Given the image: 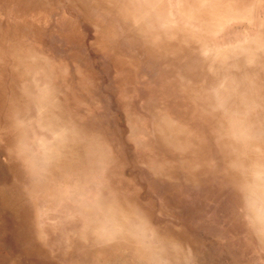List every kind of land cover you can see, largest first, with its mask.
<instances>
[{
  "label": "rangeland",
  "instance_id": "1",
  "mask_svg": "<svg viewBox=\"0 0 264 264\" xmlns=\"http://www.w3.org/2000/svg\"><path fill=\"white\" fill-rule=\"evenodd\" d=\"M214 1L0 0V264H264V0Z\"/></svg>",
  "mask_w": 264,
  "mask_h": 264
},
{
  "label": "bare ground",
  "instance_id": "2",
  "mask_svg": "<svg viewBox=\"0 0 264 264\" xmlns=\"http://www.w3.org/2000/svg\"><path fill=\"white\" fill-rule=\"evenodd\" d=\"M100 1H101V0H100ZM123 1H125V0H123ZM165 1H166V0H165ZM207 1H209V0H207ZM230 1H231V0H230ZM203 2H204V1H201L200 4L203 3ZM231 2H232V1H231ZM163 3H164V2H163ZM207 3L209 4L210 7L212 6V8L214 9L213 12H209V13H211L212 17H215V16H216L213 20H216V18L218 17L217 14H219V13H223V12H224L223 15H222V17L225 16V15L227 14L225 11L222 12L221 10H218V9H216V8H219L218 5L221 4L222 7L225 9L226 6H227L228 3H229V0H216V3H215V1H214V4H213V5L210 4V2H207ZM126 4H127V3H126ZM159 4L162 5V3H159ZM251 5L254 6L255 4L253 3V4H251ZM129 6H130V5H129ZM156 6H157V5H156ZM168 6H169V5H168ZM222 7H221V8H222ZM154 9H155V7H154ZM156 9H157V8H156ZM165 9H167V6H166ZM165 9H164V10H165ZM157 10H158V9H157ZM158 11H159V10H158ZM160 11H161V10H160ZM167 11H168V10H167ZM197 11H199V12H201V13L204 14V11H200V10H197ZM128 13H129V12H128ZM140 13H141V12H140ZM132 14H134V13H132ZM137 14H138V13H137ZM142 14H143V13H142ZM147 14H148V13H147ZM134 15H135V14H134ZM145 15H146V14H145ZM167 15H168V14H167ZM227 16H228V15H226V17H227ZM138 17H139V15H138ZM169 17H170V16H169ZM143 19H144V18H143ZM166 19H167V17H166ZM141 20H142V19H141ZM213 20H212V21H213ZM135 21H136V20H135ZM163 22H164V21H163ZM213 22H214V21H213ZM160 24H163V23H160ZM173 24H174V23H173ZM208 24H209V23H208ZM144 25H145V24H144ZM154 25H155V24H154ZM147 26H148V25H147ZM147 26H146V29H147ZM160 26H161V25H160ZM224 26H225V25H224ZM143 27H144V26H143ZM176 27H177V26H176ZM134 28H135V27H134ZM135 29H137V28H135ZM165 29H167V28H165ZM158 30H159V29H158ZM156 31H157V30H156ZM156 31H155V32H156ZM160 31H161V30H160ZM160 31H159V32H160ZM166 31H167V30H166ZM169 31H170V30H169ZM145 32H146V31H145ZM145 32H144V33H145ZM150 32H151V31H150ZM155 32H154V34H155ZM159 32H158V33H159ZM170 32H171V31H170ZM140 33H141V32H140ZM164 33H165V32H164ZM178 33H180V32H178ZM181 33H182V32H181ZM154 34H153V35H154ZM173 34H174V33H173ZM149 35H150V34H149ZM155 35H157V34H155ZM169 35H170V34H169ZM151 36H152V35H151ZM176 36H177V35H176ZM169 37H170V36H169ZM174 37H175V35H174ZM159 39H160V38H159ZM161 39H162V38H161ZM169 39H170V38H169ZM163 40H164V39H163ZM177 41H178V40H177ZM162 42H163V41H162ZM166 43H167V42H166ZM207 49H208V48H207ZM205 52H206V51H205ZM243 53H244V52H243ZM220 54H221V53H220ZM223 54H224V53H223ZM223 54H222V55H223ZM249 56L251 57V53L249 54ZM190 57H191V56H190ZM217 58H218V57H217ZM248 58H249V57H248ZM214 59H216V58H214ZM88 63H89V62H88ZM190 63H191V62H190ZM52 64H53V63H52ZM54 64H55V63H54ZM86 64H87V62H86ZM183 65H185V64H183ZM188 65H189V64H188ZM58 66H59V65H58ZM185 66H186V65H185ZM189 66H190V65H189ZM200 66H201V65H200ZM231 66H232V65H231ZM67 67H69V66H67ZM84 67H85V66H84ZM84 67H83V68H84ZM127 69H129V68H127ZM155 69H156V68H155ZM187 69H188V68H187ZM203 69H204V68H203ZM83 70H84V69H83ZM85 70H86V69H85ZM89 70H90V69H89ZM123 70H124V69H123ZM123 70H122V71H123ZM69 71H70V69H69ZM109 71H110V70H109ZM125 71H126V70H125ZM127 71H129V70H127ZM155 71H156V70H155ZM188 71H189V70H188ZM203 71H204V70H203ZM211 71H212V70H211ZM161 72H162V71H161ZM35 73H36V72H35ZM99 73H100V72H99ZM79 75H80V74H79ZM84 75H85V74H84ZM228 75H229V73H225V74H224V76H227V78H228ZM224 76H223V77H224ZM30 77H31V76H30ZM41 77H44V76H41ZM84 77H85V76H83V78H84ZM223 77H222V78H223ZM35 78H36V77H35ZM44 78H45V77H44ZM83 78H82V79H83ZM42 79H43V78H42ZM69 79H71V78H69ZM84 79H85V78H84ZM228 79H229V78H228ZM45 80H46V79H45ZM223 80H224V83L222 84V86H227V79H223ZM69 81H70V80H69ZM200 81H201V80H200ZM67 82H68V81H67ZM89 82H90V81H89ZM221 82H222V81H221ZM221 82H220V83H221ZM247 82H248V80H247ZM135 83H136V82H135ZM91 84H92V83H91ZM208 84H209V83H208ZM208 84H207V85H208ZM92 86H93V84H92ZM95 86H96V85H95ZM110 86H111V85H110ZM222 86H221V87H222ZM92 88H94V86L91 87V90H92ZM113 88H114V87H113ZM242 88H243V87H242ZM40 89L43 90L42 85H40ZM46 89H47V88H46ZM193 89H195V88L193 87ZM217 89H220V88L218 87ZM118 91H119V90H118ZM194 91H195V90H194ZM210 91H212V90H210ZM225 91H226V90H225ZM197 92H198V91H197ZM223 92H224V91H223ZM46 93H47V92H46ZM113 93H114V92H113ZM113 93H111V94H113ZM234 93H235V92H234ZM240 93H241V91H240ZM41 94H42V93H41ZM114 94H115V93H114ZM116 94H117V92H116ZM138 94H139V93H138ZM140 95H141V94H140ZM219 95H220V94H219ZM224 95H225V94H224ZM244 95H245V94H244ZM115 96H116V95H115ZM113 97H114V95H113ZM141 97H142V96H141ZM224 97H226V96H224ZM224 97H223V98H224ZM42 98H43V97H42ZM110 98H111V97H110ZM226 98H227V97H226ZM44 99H45V98H44ZM44 99H42V100H44ZM137 100H138V99H137ZM234 100H235V99H234ZM224 101H225V100H224ZM226 101H227V100H226ZM133 102H135V101H133ZM213 102H214V100H213ZM231 102H232V101H231ZM115 103L117 104V102H115ZM135 103H136V102H135ZM169 103H170V102H169ZM176 103H177V102H176ZM228 103H229V100H228ZM189 104H190V103H189ZM234 104H235V103H234ZM176 105H177V104H176ZM176 105H175V106H176ZM231 105H232V103H231ZM45 106H46V105H45ZM68 106H69V105H68ZM98 106H99V105H98ZM233 106H234V105H233ZM233 106H232V107H233ZM166 107H167V106H166ZM76 108H77V107H76ZM97 108H98V107H97ZM120 108H122V107L120 106ZM68 109H69V108H68ZM117 109H118V108H117ZM124 109H125V108H124ZM160 109H161V107H160ZM248 109H249V107H248ZM79 110H81V108H80ZM168 110H169V109H168ZM228 110H229V109H228ZM219 111H220V110H219ZM38 112H39V111H38ZM132 112H133V110H132ZM132 112H131V113H132ZM139 112H140V111H139ZM155 112H156V111H155ZM155 112H154V113H155ZM157 112H158V111H157ZM166 112H167V111H166ZM234 112H235V111L232 112V115H234V114H233ZM154 113H153V114H154ZM221 113H222V112H221ZM247 113H249V112H247ZM132 114H133V113H132ZM245 114H246V113H245ZM133 115H134V114H133ZM155 115H156V114H155ZM125 116H127L126 113H125ZM128 116H131V114L128 115ZM128 116H127V117H128ZM136 116H137V115H136ZM195 116H196V115H194V117H195ZM197 116H198V115H197ZM213 116H214V115H213ZM159 117H161V116H159ZM202 117H204V116H202ZM15 118H16V117H15ZM128 118H129V117H128ZM130 118H131V117H130ZM134 118H135V117H134ZM20 119H23V118H20ZM132 119H133V118H132ZM195 119H197V118H195ZM23 120H24V119H23ZM125 120H126V119H125ZM205 120H208V119H205ZM147 121H148V120H147ZM149 121H151V120H149ZM196 121H197V120H196ZM140 122H141V121H140ZM143 122H144V121H143ZM181 122H182V121H181ZM20 123H21V122H20ZM135 123H136V122H135ZM175 123H176V122H175ZM179 123H180V122H179ZM179 123H178V124H179ZM193 123H194V122H193ZM129 124H130V123H129ZM136 124H137V123H136ZM138 124H139V123H138ZM181 124H182V123H181ZM194 124H195V123H194ZM199 124H200V123H199ZM195 125H198V124L196 123ZM247 125H248V124H247ZM21 126H22V125H21ZM172 126H173V123H172ZM249 126H250V125H249ZM19 127H20V126H19ZM37 127H38V126H37ZM132 127H133V126H132ZM161 127H162V126H161ZM181 127H183V126H181ZM184 127H185V126H184ZM246 127H247V126H246ZM246 127H245V128H246ZM154 128H155V127H154ZM188 128H189V127H188ZM190 128H191V127H190ZM212 128H213V127H212ZM216 128H217V127H216ZM249 128H250V127H249ZM32 129H33V127H32ZM36 129H37V128H36ZM36 129H35V130H36ZM141 129H142V128H141ZM162 129H163V128H162ZM197 129H198V128H197ZM197 129H196V130H197ZM206 129H207V128H206ZM247 129H248V128H247ZM57 130H58V129H57ZM143 130H144V129H143ZM191 130H192V129H191ZM194 130H195V129H194ZM198 130H199V129H198ZM214 130H216V129H214ZM231 130H232V132H233V129H231ZM36 131H37V130H36ZM36 131H35V132H36ZM132 131H133V130H132ZM192 131H193V130H192ZM235 131H236V130H235ZM238 131H239V130H238ZM28 132H29V130H28ZM62 132H63V131H62ZM140 132H141V131H140ZM140 132H139V133H140ZM205 132H206V131H205ZM205 132H204V134H205ZM37 133H40V132H37ZM37 133H36V134H37ZM41 133H42V132H41ZM43 133H44V132H43ZM206 133H207V132H206ZM53 134H54V133H53ZM135 134H136V132H135ZM135 134H134V135H135ZM178 134H179V133H178ZM194 134H196V133H194ZM255 134H256V133H255ZM33 135H34V134H33ZM55 135H56V134H55ZM134 135H133V136H134ZM136 135H137V134H136ZM151 135H152V134H151ZM218 135H219V134H218ZM46 136H47V135H46ZM129 136H130V135H129ZM131 136H132V135H131ZM133 136H132V137H133ZM205 136H206V135H205ZM210 136H211V135H210ZM219 136H220V135H219ZM241 136H242V135H241ZM25 137H26V136H25ZM27 137H28V136H27ZM142 137H143V136H142ZM220 137H221V136H220ZM36 138H37V137H36ZM157 138H158V137H157ZM210 138H211V137H210ZM27 139H28V138H27ZM27 139H26V140H27ZM38 139H39V138H38ZM43 139H44V138H43ZM159 139H160V138H159ZM23 140H24V139H23ZM64 140H65V138H64ZM205 140H206V139H205ZM212 140H213V139H212ZM233 140H234V139H233ZM21 141H22V140H21ZM49 141H50V140H49ZM152 141H153V139H152ZM152 141H151V142H152ZM22 142H23V141H22ZM24 142H26V141H24ZM36 142H37V141H36ZM237 142H239V141H237ZM56 143H57V142H56ZM133 143H135V142H133ZM143 143H144V142H143ZM202 143H203V142H202ZM205 143H206V142H205ZM25 144H26V143H25ZM135 144H137V143H135ZM177 144H178V143H177ZM60 145H61V144H60ZM192 145H193V144H192ZM142 146H143V145H142ZM153 146H155V145H153ZM218 146H219V145H218ZM225 146H226V145H225ZM20 147H21V146H20ZM31 147H32V146H31ZM43 147H44V146H43ZM166 147H167V146H166ZM169 147H170V146H169ZM190 147H191V146H190ZM59 148H61V147H59ZM193 148H194V146H193ZM219 148H220V147H219ZM221 148H222V147H221ZM155 149L158 150L157 148H155ZM173 149H174V148H173ZM226 149H227V147H226ZM29 150H30V149H29ZM47 150H48V149H47ZM56 150H57V149H56ZM212 150H213V149H212ZM154 151H155V150H154ZM177 151H178V150H177ZM220 152H221V151H220ZM57 153H58V152H57ZM57 153H56V154H57ZM162 153H163V152H162ZM222 153H223V152H222ZM56 154H55V155H56ZM212 154H213V152H212ZM48 155H49V154H48ZM164 155H165V154H164ZM156 156H157V155H156ZM156 156H155V157H156ZM158 156L160 157L159 154H158ZM166 156H167V155H166ZM170 156H171V155H170ZM174 156H175V155H174ZM176 156H177V155H176ZM209 156H211V155H209ZM217 156H218V155H217ZM41 157H42V156H41ZM152 157H153V155H152ZM167 157H169V156H167ZM197 157H198V156H197ZM45 158H46V155H45ZM136 158H139V159H140V157H136ZM160 158H161V157H160ZM208 158H210V157H208ZM156 159H157V157H156ZM46 160H47V159H46ZM48 160H49V159H48ZM136 160H137V159H136ZM141 160H142V159H141ZM157 160H158V159H157ZM161 160H162V159H161ZM165 160H166V159H165ZM184 160H185V159H184ZM143 161H144V160H143ZM163 161H164V159H163ZM163 161H162V162H163ZM173 161H174V160H173ZM181 161H182V160H181ZM162 162H161V164H162ZM167 162H168V161H167ZM174 162H175V161H174ZM182 162H183V161H182ZM253 162H254V161H253ZM63 163L68 164V163H66V162H63ZM97 163H98V162H97ZM97 163H96V164H97ZM144 163H146V161H145ZM159 163H160V162H159ZM176 163H177V162H176ZM210 163H211V162H210ZM255 163H256V164H255ZM255 163H254L255 165L260 166V165L258 164L259 162H255ZM11 164H12L13 168L15 169V168H16V167L14 166L15 164H14V163H10V165H11ZM138 164H139V163H138ZM141 164H143V163H141ZM147 164H149V163H147ZM153 164H154V163H153ZM167 164H168V163H167ZM230 164H231V163H230ZM41 165H42V164H41ZM149 165H150V164H149ZM171 165H172V164H171ZM218 165H219V164H218ZM146 166H147V165H146ZM156 166H157V165H156ZM175 166H176V165H175ZM0 167H1V166H0ZM4 167H5V166H4ZM163 167H164V166H163ZM163 167H162V168H163ZM176 167H177V166H176ZM197 167H198V166H197ZM233 167H234V166H233ZM239 167H240V166H239ZM149 168H150V167H149ZM160 168H161V167H160ZM181 168H182V166H181ZM195 168H196V167H195ZM234 168H235V167H234ZM145 169H146V168H145ZM189 170H190V169H189ZM225 170H226V169H225ZM180 171H182V170L180 169ZM185 171H186V170H185ZM211 171H212V169H211ZM147 172H148V171H147ZM150 172H151V171H150ZM161 172H163V171H161ZM2 173H4V171L0 168V175H2ZM95 173H96V172H95ZM97 173H98V170H97ZM221 173H222V172H221ZM257 173L262 174L263 172H258V171H257ZM93 174H94V173H93ZM182 174H183V172H182ZM189 174H190V173H189ZM260 174H259V175H260ZM91 176H92V175H91ZM91 176H90V178H91ZM106 176H107V175H106ZM158 176H159V175H158ZM184 176H185V175H184ZM226 176H227V175H226ZM181 177H182V176H181ZM215 177H216V176H215ZM90 178H89V181H90ZM160 178H161V177H160ZM182 179H183V177H182ZM194 179H195V178H194ZM204 179H205V178H204ZM223 179H224V178H223ZM73 180H74V179H73ZM106 180H107V179H106ZM106 180H105V181H106ZM156 180H158V179H156ZM162 180H163V179H162ZM162 180H160V181H162ZM202 180H203V179H202ZM200 181H201V180H200ZM210 181H211V180H210ZM225 181H226V180H225ZM69 182H70V181H69ZM84 182H86V181H83V183H84ZM91 182H92V181H91ZM107 182H108V181H107ZM193 182H194V181H193ZM202 182H205V181H202ZM71 183H72V182H71ZM80 183H81V182H80ZM88 183H89V182H88ZM88 183H87V184H88ZM189 183H190V181H189ZM260 183H261V182H260ZM260 183H259V184H260ZM165 184H167V183H165ZM209 184H210V183H209ZM209 184H208V185H209ZM80 185H81V184H80ZM84 185H86V184L84 183L83 186H84ZM88 185H89V184H88ZM103 185H104V184H103ZM103 185H102V186H103ZM195 185H197V184H195ZM200 185H201V184H200ZM200 185H199V186H200ZM77 186H78V184H77ZM86 186H87V185H86ZM234 186H236V185H234ZM240 186H241V184H240ZM240 186H239V187H240ZM80 187H81V186H80ZM109 187H110V186H109ZM175 187H176V186H175ZM260 187H261V186H260ZM26 188H27V187H26ZM75 188H76V187H75ZM87 188H89V187L87 186ZM102 188H105V185H104V187H102ZM178 188H179V187H178ZM254 188H256V187H254ZM71 189H72V188H71ZM79 189H80V188H79ZM72 190H73V189H72ZM77 190H78V189H74V191H76V192H77ZM80 190H81V189H80ZM89 190H90V189H89ZM91 190L94 191V189H91ZM91 190L89 191L90 193H91ZM100 190H101V189H100ZM255 190H259V188L257 187ZM260 190H261V189H260ZM81 191H82V190H81ZM177 191H178V190H177ZM248 191H249V190H248ZM73 193H75V192H73ZM71 194H72V193H71ZM77 194H78V193H77ZM82 194H83V193L81 192V195H82ZM107 194H108V193H107ZM261 194H262V193H261ZM109 195H110V194H109ZM75 196H76V195H74V197H75ZM77 196H80V195H77ZM101 196H103V195H101ZM101 196H100V197H101ZM106 196H107V195H106ZM166 196H167V195H166ZM107 197H108V196H107ZM163 197H164V196H163ZM178 197H179V195H178ZM77 198H78V197H77ZM73 199H74V198H73ZM73 199H72V200H73ZM79 200H81V198H80ZM79 200H78V201H79ZM111 200H113V199H111ZM176 200H178V199H176ZM176 200H175V201H176ZM103 201H104V203H105V200L102 199V202H103ZM109 201H110V200H109ZM76 202H77V200H76ZM81 202H82V201H81ZM172 202H173V201L171 200V203H172ZM176 202H177V201H176ZM29 203H30V201L28 200V203H27V204H29ZM112 203H113V202H112ZM173 203H174V202H173ZM241 203H242V202H241ZM78 204H80V203H78ZM81 204H82V203H81ZM100 204H102V203H100ZM105 204H106V203H105ZM108 204H109V202H108ZM108 204H107V205H108ZM174 204H176V203H174ZM177 204H178V203H177ZM177 204H176V205H177ZM235 204H236V203H235ZM75 205H77V204H75ZM111 205H114V204H110V205H108L107 208H108L109 206H110V208H111ZM180 205H182V204L180 203ZM78 206H81V205H78ZM84 206H85V205H84ZM173 206H174V205H173ZM178 206H179V205H178ZM102 207H103V206H102ZM102 207H101V208H102ZM105 207H106V206H105ZM174 207H176V206H174ZM182 207H183V206H182ZM107 208H106V209H107ZM115 208H116V207H115ZM237 208H238V207H237ZM94 209H95V208H94ZM102 209H103V208H102ZM103 210H104V209H103ZM107 210L109 211V209H107ZM174 210H175V209H174ZM100 211H101V210H100ZM160 211H162V210H160ZM237 211H238V210H237ZM241 211H242V210H241ZM47 212H48V211H47ZM52 212H53V211H52ZM96 212H97V211H96ZM113 212H114V211H113ZM117 212H118V211H117ZM184 212H185V211H184ZM184 212H183V213H184ZM244 212H245V211H244ZM71 213H72V212H71ZM76 213H77V212H76ZM238 213H239V212H238ZM173 214H174V213H173ZM180 214H181V213H180ZM186 214H187V213H186ZM239 214H240V213H239ZM70 215H71V214H70ZM101 215H102V214H101ZM106 215H107V214H106ZM109 215H110V214H109ZM109 215H108V216H109ZM112 215H114V214H112ZM112 215H111V217H113ZM174 215H175V214H174ZM184 215H185V214H184ZM184 215H181V216H184ZM240 215H241V214H240ZM44 216H45V215H44ZM241 216H242V215H241ZM250 216H251V215H250ZM95 218H96V217H95ZM122 218H123V216H122ZM89 219H90V218H89ZM110 219H111V218H110ZM17 220H19V221H17ZM17 220H16V221H17V222H20L19 225L22 227V225H21L22 223H21L20 219H17ZM183 220H184V219H183ZM240 220H241V219H240ZM240 220H239V222H240ZM93 221H94V223H93V224H94V225H93V228H94L93 232H94V233H97L96 231H99V232H100V230H101L100 227H99L100 224H99L98 222H95V220H93ZM102 221H103V220H102ZM140 222H141V221H140ZM160 222H161V221H160ZM166 222H167V221H166ZM188 222H189V221H188ZM100 223H101V222H100ZM115 223H116V224H115ZM115 223H114L113 226L111 227V230H115V228H117L116 226L121 224V219H118V220L116 219ZM138 223H139V222H138ZM141 223H142V222H141ZM184 223H185V222H184ZM46 224H47V226L52 227L51 224H49V223H46ZM136 224H137V223H136ZM136 224H135V225H136ZM105 225H106V224H105ZM137 225L139 226V224H137ZM160 225H161V224H160ZM189 225H190V224H189ZM191 225H192V224H191ZM187 226H188V225H187ZM108 227H109V226H108ZM188 227H189V226H188ZM138 228H140V227H138ZM190 228H191V227H190ZM190 228H189V229H190ZM136 229H137V228H136ZM144 229H145V228H144ZM109 231H110V230H109ZM109 231H108V232H109ZM193 231H194V230H193ZM110 232H111V231H110ZM123 232H124V231H123ZM151 232H152V231H151ZM201 232H202V231H201ZM112 233H113V232H112ZM117 233H118V232H117ZM133 234H134V233H133ZM192 234H193V233H192ZM108 235H109V234H108ZM114 235H115V234H114ZM135 235H136V234H135ZM135 235H134V236H135ZM209 236H210V235H209ZM110 237H111V236H110ZM200 237H201V236H200ZM202 238H203V237H202ZM119 243H120V242H117V243H110V248H112V247H118V246H119ZM54 244H55V242L52 241V243H51V245H52L51 247H52V249H53L52 254H55V255H56L58 251H57V249L54 247ZM146 244H147V243H146ZM232 246H233V245H232ZM225 251H226V250H225ZM232 253H233V252H232ZM235 253H236V252H235ZM235 255H236V254H235ZM236 256H237V255H236ZM231 258H232V257H231ZM233 258H234V257H233ZM236 260H237V259H236ZM244 261H245V260H244ZM198 263H199V262H198ZM52 264H54V262H52ZM242 264H243V263H242Z\"/></svg>",
  "mask_w": 264,
  "mask_h": 264
}]
</instances>
